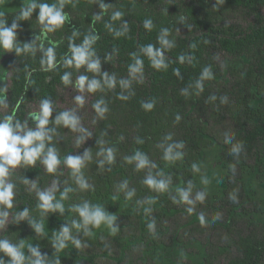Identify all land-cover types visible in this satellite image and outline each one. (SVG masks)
<instances>
[{
	"label": "trees",
	"instance_id": "trees-1",
	"mask_svg": "<svg viewBox=\"0 0 264 264\" xmlns=\"http://www.w3.org/2000/svg\"><path fill=\"white\" fill-rule=\"evenodd\" d=\"M36 2L59 5L61 0ZM63 3L68 19L53 33L42 31L37 18L39 9L28 20L17 21L18 43L35 41L37 46L43 43L45 48L55 47L59 62L55 70L45 71L41 66L39 47L35 55L7 51L11 75L5 90L8 107L5 116L13 114L36 130V123L33 125L30 120L33 106L40 107L45 98L51 100L53 112L46 127L53 131L49 132L52 140L46 142V148L52 146L57 150L61 164L55 173H48L39 161L35 166H19L11 173L10 181L16 185L14 207L9 210V220L0 228V239L23 243L26 255L31 244L47 260L58 256L60 264H153L174 242L187 249L191 241H198L203 247L205 264H264V196L253 198L245 179L264 161V0H63ZM101 3L108 6L106 10ZM20 11L21 8L4 11L0 19L10 26ZM116 11L123 15L114 21L111 17ZM146 19L152 21L151 30L144 27ZM74 32L78 33L75 37ZM116 32L122 35L117 36ZM88 35L98 36L91 48L95 52L92 59L100 61L99 72L88 71L86 65L80 69L65 67L63 59L71 56L69 44L80 45ZM161 37L168 41V46L162 45ZM148 45H152L153 51H162L166 69L157 70L151 65ZM218 53L233 61L228 70L229 81L217 66ZM135 57L143 61L140 73L129 70ZM205 67L210 68L211 79L203 77ZM64 72H71L72 83L63 84ZM105 73L115 80L114 87L104 84ZM81 75L98 79L102 88L90 92L93 100L89 122L77 116V130H72L52 121L67 110L59 104L62 91L74 86ZM121 80L127 81L128 86L123 87ZM121 95L129 98L120 99ZM222 97L227 98L226 102H222ZM99 100L108 109L103 115L94 108ZM148 102H154L151 110L142 107ZM181 143V159L163 158L170 145L175 151L174 146ZM236 143L243 148L232 154ZM216 145L221 146L219 162L227 169L220 195L210 194L199 186L197 172L192 168L203 151ZM109 148L113 149L111 162L106 159ZM85 152L90 158L84 161L81 172L89 188L82 190L63 160L69 155L83 157ZM137 152L149 161L143 168H137L138 161L131 159ZM148 177L168 182V190L157 192L150 188L144 183ZM190 181L193 184L190 199L195 200L198 191L206 193L205 200L197 201L192 213L187 211L189 205L173 201L179 199L176 190H188ZM54 187L57 199L64 189H71L63 201L64 212L56 210L42 215L37 207V191ZM128 192H133L130 198ZM85 202L113 212L117 232L96 234L97 228H93L91 236H85L83 229H73L81 247L69 243L67 248L56 252L54 232L74 219L79 220L78 214L70 209ZM122 203L131 212L119 211ZM25 208L29 217L18 221L16 214ZM30 220L41 222L44 234L37 233ZM152 220L154 232L147 227ZM188 250L202 252L197 248ZM3 258L7 262L8 257ZM184 264L196 263L186 259Z\"/></svg>",
	"mask_w": 264,
	"mask_h": 264
},
{
	"label": "clouds",
	"instance_id": "clouds-1",
	"mask_svg": "<svg viewBox=\"0 0 264 264\" xmlns=\"http://www.w3.org/2000/svg\"><path fill=\"white\" fill-rule=\"evenodd\" d=\"M101 8L106 10L107 5L101 3ZM39 9L38 12V21L43 26L42 31L44 33H53L56 30L60 29L68 19L67 14L64 12V3L61 0L59 5L57 4H48V3H38L36 0H32L27 7H22L18 17L12 20L11 25H8V22L4 19H0V48L5 51H15L17 55L22 53H30L35 55L37 47H39L42 52L41 56V66L45 71H53L57 68L59 62L56 58L55 47L49 46L44 47L43 43L38 46L35 45V41L29 43L25 42L22 45L18 43L17 39V29L19 20H28L33 12ZM123 13L116 11L112 14V20H118ZM3 16V13H0V17ZM96 19L99 20L100 16H96ZM111 30L110 25H106ZM144 27L151 30L152 21L146 19L144 21ZM127 30V29H125ZM164 31H167L166 29ZM117 36L122 35L120 32L115 33ZM78 33L74 32L73 36L75 37ZM39 37H36L38 40ZM98 39L96 35H88L83 39L82 44L77 45L75 43L69 44V49L71 56H65L63 59V65L65 67H75L80 69L82 66H87V70L91 72H99L100 70V61L98 59L93 60L92 57L95 55L94 50L91 48V45L95 43ZM162 45L168 46V41L164 40L163 37L160 38ZM147 54L151 65L157 69H166L167 65L164 63V57L161 50L157 49L153 51L152 45H148ZM135 56V55H134ZM181 60L184 59L183 56L180 57ZM129 70L132 73H140L143 70V61L139 57H135V62L129 65ZM71 72H64L61 76V80L64 85L72 83ZM203 77L211 79L212 73L209 67H205L203 70ZM104 84L108 88L115 86V80L112 78H107L105 73ZM120 84L123 87L128 86V82L121 80ZM78 88L83 91L85 87L88 92H96L102 88L101 82L98 79H89L86 75H81L77 81ZM120 99L127 100L129 97L121 95ZM215 99V97H213ZM222 102H226L227 98L222 97ZM75 100L78 104L83 105L84 97L76 96ZM7 101L3 96H0V107H6ZM142 107L145 110H151L154 107V102L143 103ZM94 108L97 113L103 115L108 109L105 106L103 100H99L94 104ZM53 112V103L48 98L41 100L40 107L38 112L30 113L32 119L36 122V130H31L27 126V122L21 123L19 119H16L13 114H9L2 119H0V228H2L9 216V210L14 207V197H15V187L16 185L10 181L11 173L19 166H35L37 161L44 165L48 173H55L58 166L61 164V159L57 155V150L48 146L46 148V142L52 140V136L49 135L52 129H48L46 126L50 123V117ZM177 121L179 117L177 116ZM53 123L60 125L63 124L71 128L72 130H77L79 123L78 117L72 111H62L60 112L52 121ZM83 131V129H80ZM83 139V137H81ZM228 142H231L230 140ZM175 151L173 146L170 145L164 152V159L167 161H176L182 158L183 153L179 151L183 147V144H176ZM243 148V145L236 143L232 149V154H238ZM106 159L111 162L113 160V149L109 148L106 150ZM89 153L85 152L84 156H67L63 163L69 167L72 172V176L76 178V183L79 187L83 189H88L89 185L83 178L81 169L84 166V161L89 159ZM138 161L137 168H143L146 166L149 161L146 156L142 153L137 152L134 157ZM194 171L199 172V167L196 164L192 165ZM25 184L28 183L27 179L23 181ZM202 182L208 184L209 181L207 178H203ZM144 183L150 188L156 190L157 192H166L169 187V183L164 180H156L152 177H148ZM33 188L36 187V184L33 183ZM122 187H124L122 185ZM193 189V184L190 181L188 185V190L184 188H178L176 191L178 193L179 199L173 198L174 202H182L189 207L187 211L192 213L195 209V204L197 201L203 202L205 200L206 193L203 191H198L196 193L195 200L190 199L189 193ZM71 191L70 188L64 189L60 193V198L57 199L55 196V187L53 190L49 191H37L38 205L37 207L41 210L42 215L47 212H54L59 210L61 213L64 212L63 201L67 199L68 193ZM133 195V192L127 193V198H130ZM234 199V197H233ZM152 200H149V203H152ZM71 211H74L78 214L79 220H72L70 224H65L61 229L53 234V247L56 252H60L68 247V244L71 243L75 247H81V240L75 237L72 234V230L76 229L77 231L83 229L85 236H91L93 228H99L102 224L106 225L111 232L114 234L117 232L118 227L115 225L116 216L110 215L105 212L100 205H89L85 202L83 205H73L71 206ZM150 211V209H146ZM29 217V210L27 208L23 209L16 214V219L19 221ZM200 221L203 224L205 222L204 216H200ZM35 231L40 234H44V226L41 222L35 220L29 221ZM150 232L155 231V221L152 220L147 225ZM24 244L19 243L15 244L9 241L8 239H0V264H60L59 257L55 256L54 260H47L46 256H42L37 247H33L31 244L27 246L28 253L25 254L23 251ZM4 256L8 257L7 262L4 260Z\"/></svg>",
	"mask_w": 264,
	"mask_h": 264
},
{
	"label": "rangeland",
	"instance_id": "rangeland-1",
	"mask_svg": "<svg viewBox=\"0 0 264 264\" xmlns=\"http://www.w3.org/2000/svg\"><path fill=\"white\" fill-rule=\"evenodd\" d=\"M32 0H0V13L8 10H16L24 7ZM233 20H229L232 22ZM225 22V20H221ZM233 61L226 56L224 53H218L217 55V66L222 72L223 77L226 81H229V67L233 65ZM9 59L7 58V51L0 48V96L6 97L5 90L10 85V71H9ZM84 97L83 105L76 102L75 97ZM93 100V95L85 90L81 91L77 86V81L74 86L62 91V98L60 101V106L72 111L76 116L85 118L88 122L91 119V101ZM33 112H38L39 107L37 105L33 106ZM8 111V107H0V119L5 117ZM31 123L34 125L36 122L30 116ZM221 151V146L216 145L212 148L206 149L202 152L197 166L199 167V172L196 173L198 185L204 188L210 194L220 195L223 188L225 187L226 167L219 162L218 155ZM256 171L246 174L245 179L248 186V191L253 198H259L264 196V161L255 169ZM203 178H207L208 184L202 182ZM103 209L104 207L101 206ZM110 215H114L113 212L106 211ZM119 211L131 212V208L126 204H120ZM61 214V212L59 211ZM115 216V215H114ZM9 220V218H7ZM100 231L111 232L106 225H101L96 230V234ZM188 248H197L200 253H193ZM188 248L185 249L180 247L176 242L173 243L167 250L163 251L155 263L153 264H184L186 259H191L196 264H205L203 260V247L198 243V241H191L188 243ZM146 260V259H145Z\"/></svg>",
	"mask_w": 264,
	"mask_h": 264
}]
</instances>
